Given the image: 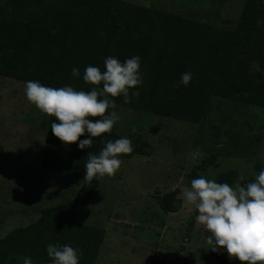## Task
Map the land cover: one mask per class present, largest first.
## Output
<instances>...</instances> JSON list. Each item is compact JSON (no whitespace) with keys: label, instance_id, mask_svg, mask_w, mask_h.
Instances as JSON below:
<instances>
[{"label":"trees","instance_id":"trees-1","mask_svg":"<svg viewBox=\"0 0 264 264\" xmlns=\"http://www.w3.org/2000/svg\"><path fill=\"white\" fill-rule=\"evenodd\" d=\"M263 12L264 0H244L234 28L227 30L124 0H0V76L91 91L82 79L87 66L104 70L108 56L121 62L138 56L142 84L130 90V103L121 96L114 99L116 106L200 124L211 111L212 97L264 108V77L249 72L251 62L264 69V24L257 23ZM73 68L79 69V77L72 76ZM188 71L193 80L185 86L180 78ZM53 122L55 118L48 116L40 170L79 179L81 185L67 208H41L34 221L0 238V264H23L28 257L34 264H52L49 244L79 250V264H95L99 254L104 230L77 221L100 181L84 179V165L89 153L122 137L112 129L93 138L92 148L81 150L78 143L64 145L55 138ZM86 138L87 134L80 139ZM132 147L130 155L120 158L143 154L138 140ZM216 157L214 150L188 177L199 178L198 172L212 166ZM233 179L228 172L216 182L231 185ZM162 208L168 212L166 205ZM192 221L189 217L188 223ZM208 254L216 264H240L223 249L212 252L209 246Z\"/></svg>","mask_w":264,"mask_h":264},{"label":"rangeland","instance_id":"rangeland-1","mask_svg":"<svg viewBox=\"0 0 264 264\" xmlns=\"http://www.w3.org/2000/svg\"><path fill=\"white\" fill-rule=\"evenodd\" d=\"M124 1L227 30L234 28L244 2ZM257 23L264 24V12ZM249 72L264 77V69L254 62ZM25 84L0 76V238L34 221L41 208H67L81 185L79 179L40 170L48 116L27 101ZM211 104L200 124L121 106L113 109L120 116L114 131L138 140L143 154L121 158L117 173L100 179L81 207L77 221L104 230L95 264H216L208 254L210 233L196 223L197 213L186 205L182 191L190 188L193 167L214 150V164L199 176L217 181L230 172V186L254 182L264 169V108L217 97Z\"/></svg>","mask_w":264,"mask_h":264},{"label":"clouds","instance_id":"clouds-1","mask_svg":"<svg viewBox=\"0 0 264 264\" xmlns=\"http://www.w3.org/2000/svg\"><path fill=\"white\" fill-rule=\"evenodd\" d=\"M104 70L87 66L83 82L92 86L91 91L77 90L72 86L46 87L39 81H27L25 96L29 103L56 122L51 124L52 135L64 145L78 143L79 149L92 148L93 138L112 131L120 116L114 99L123 97L130 103L131 89L142 84L140 57L133 56L121 62L108 56ZM72 76L79 77L78 68L72 69ZM181 83L187 86L193 80L188 71L181 74ZM102 85V89L99 86ZM138 97V92H132ZM87 134L88 138L80 139ZM133 152L132 141L120 138L104 142L98 153H89L84 165V179H103L114 176L121 168V156ZM244 177L241 176L240 180ZM186 205L196 211L195 221L210 235L206 243L212 252L223 249L229 259L240 264H264V169L255 175L254 182L243 186L218 183L215 179L201 175L193 179L182 191ZM47 255L52 264H79L80 252L65 244H49ZM23 264H34L28 257Z\"/></svg>","mask_w":264,"mask_h":264}]
</instances>
